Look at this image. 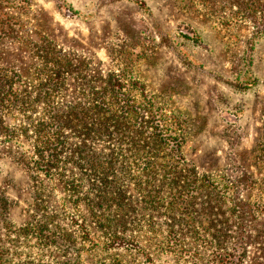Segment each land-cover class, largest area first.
I'll return each mask as SVG.
<instances>
[{
  "label": "rangeland",
  "instance_id": "374dc122",
  "mask_svg": "<svg viewBox=\"0 0 264 264\" xmlns=\"http://www.w3.org/2000/svg\"><path fill=\"white\" fill-rule=\"evenodd\" d=\"M10 10L35 41L45 36L104 74L125 67L136 76L156 104L184 120L191 171L182 174L197 181L184 186L185 200L176 197L170 219L162 210L158 228L140 232L143 249L111 248V234L122 229L95 227L85 238L61 186L17 162L8 149L15 144L0 145V248L62 261L66 234L73 246L85 238L82 264H264V33L219 23L201 0H28ZM1 56L32 81L29 46L7 44ZM181 187L167 185L164 193ZM39 220L56 246L28 245L21 228ZM156 230L158 241L149 243ZM168 233L178 236L172 247L162 241ZM242 236L254 238L245 252Z\"/></svg>",
  "mask_w": 264,
  "mask_h": 264
},
{
  "label": "trees",
  "instance_id": "16d2710c",
  "mask_svg": "<svg viewBox=\"0 0 264 264\" xmlns=\"http://www.w3.org/2000/svg\"><path fill=\"white\" fill-rule=\"evenodd\" d=\"M201 1L219 23H245L255 33H264V0ZM27 4L0 0V145L15 144L8 149L17 162L35 178L42 174L61 186L75 212L70 219L85 238L95 227L105 232L122 229L123 235L111 234V248L143 249L140 232L153 231L154 218L162 210L170 219L176 213V197L185 200L189 194L184 186L197 181L182 174L191 171L182 151L184 120L156 104L125 67L104 74L99 65L45 36L35 41L10 10ZM18 42L29 46L35 59L31 82L3 63L2 50ZM173 184L183 190L168 189L166 195L164 188ZM21 230L31 247L58 243L46 220L27 222ZM159 233L148 236V242L158 241ZM177 237L168 233L162 241L172 247ZM65 238L62 261L46 263L30 254L16 258L17 253L0 248V264H82L85 238L76 246L71 237ZM253 239L240 238L243 252ZM70 253L74 259L68 258ZM149 261L153 263L152 257Z\"/></svg>",
  "mask_w": 264,
  "mask_h": 264
}]
</instances>
